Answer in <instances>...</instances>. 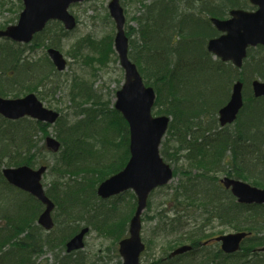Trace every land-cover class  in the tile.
I'll return each instance as SVG.
<instances>
[{
	"label": "trees",
	"instance_id": "16d2710c",
	"mask_svg": "<svg viewBox=\"0 0 264 264\" xmlns=\"http://www.w3.org/2000/svg\"><path fill=\"white\" fill-rule=\"evenodd\" d=\"M4 2L0 0L2 8L7 6ZM139 6L134 17L137 28H128L127 32L129 56L145 83L157 93V114L172 118L162 155L175 164L189 162V169L197 171L194 176L184 172L185 179L169 202L178 206L169 212L181 219L182 212L190 214L194 210L210 220L230 209L252 212L244 223L234 228L251 233L242 250L253 253L257 246L264 245V205L238 204L230 191L221 186L217 174L249 180L264 189V107L251 90L253 79L264 78L257 73L256 66L254 70L245 66L239 71L230 63L214 60L207 49L209 40L219 36L211 18L223 19L233 9L252 10L253 7L249 0H151L148 3L139 0ZM52 27L57 29L61 25L51 23L35 37L31 49L36 43L46 46V42L57 47ZM134 34L137 42L131 38ZM86 44L94 54L84 59L96 72L115 54L112 37L101 41L88 37L72 48L75 57ZM26 48L27 45L0 41V96L18 97L23 91L37 89L38 84L47 87L51 74L45 68L36 72L37 65L24 56ZM43 64L55 72L47 57ZM237 80L245 85V106L235 125L220 129L218 112L229 101ZM92 83L85 77L73 79L69 96L75 104L73 117L76 119L67 123L60 119L54 128L63 147L59 153L52 154L57 158L56 164L48 166L49 172L55 174L47 195L56 206V226L47 234L37 225L44 206L31 195L10 186L1 166L46 164L41 152L48 151L39 143L49 126L28 118L8 121L0 117V225L4 222L0 226V264H37L44 248L65 250L67 241L84 226L113 240L107 261L102 260L101 264H121L117 244L128 236L136 198L128 193L127 209L124 205L125 210L120 211L119 202L113 204L97 196V187L127 164L129 127L119 112L105 105ZM180 173L183 171L177 169L174 176ZM188 241L195 248L202 242L195 238ZM254 253L264 257L263 253ZM100 258L89 260L76 252L66 254L58 264H100ZM175 260H169V251H164L155 264Z\"/></svg>",
	"mask_w": 264,
	"mask_h": 264
},
{
	"label": "water",
	"instance_id": "95a60500",
	"mask_svg": "<svg viewBox=\"0 0 264 264\" xmlns=\"http://www.w3.org/2000/svg\"><path fill=\"white\" fill-rule=\"evenodd\" d=\"M83 1L89 0H24L25 9L18 24L9 27L6 31H0V37L28 43L50 20H60L68 30H72L76 26V21L69 14L68 8ZM250 2L257 7L256 12L234 10L231 12L230 20L212 19V23L223 35L209 42V51L224 62L231 61L238 68L242 67L249 47L264 46V0H250ZM108 8L116 23L115 48L120 65L125 71V83L117 93L115 108L122 113L130 127L131 158L120 173L100 185L98 195L109 198L128 190H133L137 195L138 206L130 223V237L120 242L119 252L123 259L122 264H140V256L145 249L141 239V217L147 207L148 197L153 190L168 184L173 178L172 169L164 164L159 155L161 139L167 130L169 118L152 116L156 94L153 88L144 85L137 66L129 60V44L124 30L126 20L120 0H111ZM49 54L58 70H65L66 62L62 55L56 50H49ZM242 91L243 84L236 83L229 103L219 112L222 126L232 124L236 120L244 104ZM253 92L256 98L264 97V83L255 81ZM0 114L12 120L29 116L51 124L59 117L58 114L44 109L34 95L18 100L0 98ZM46 144L54 152L60 149V143L53 138H47ZM45 172L46 167L33 170L24 166L4 169L3 175L10 184L30 193L46 206L40 216L39 224L46 230H51L54 227L51 213L55 205L45 195L41 183ZM222 184L225 188L231 189L239 203L264 204L262 189L229 178H225ZM88 232L89 229L85 228L69 241L67 251L84 248V238ZM246 237V233H236L219 237L216 241H222L223 251L233 253L240 249ZM190 250L191 247H181L173 253V256ZM260 251L264 252V248Z\"/></svg>",
	"mask_w": 264,
	"mask_h": 264
},
{
	"label": "rangeland",
	"instance_id": "374dc122",
	"mask_svg": "<svg viewBox=\"0 0 264 264\" xmlns=\"http://www.w3.org/2000/svg\"><path fill=\"white\" fill-rule=\"evenodd\" d=\"M5 1L4 3H7V7L5 6L2 8V4L0 5V24L2 25L9 22L11 24L14 19H17L18 13L21 12L18 0ZM109 1L110 0H92L89 3L70 8V12L77 18L78 26L74 31L68 32L67 36H60L62 42L59 44V50L67 59L68 67L62 76H53V81L60 83L62 88L53 85L55 91L59 89V92L49 94L48 89L52 85L50 84L46 87V90H44L45 95H40L43 99V103L48 108L56 111L58 110L59 112L61 111V115H64L69 122H74L76 119L72 116V108L75 106L71 103L68 96L72 79L85 77V79L93 82L92 84H94V87L99 92L105 105L107 104V107L111 108H113V104L116 100V92L121 88L124 81V71L120 67L116 53L110 55L109 63L100 71L96 72L88 66L89 62L84 59L86 55L94 54L90 45H84V48L80 50L76 57L73 54L74 52L71 51L77 43H82L83 40L88 37L96 41H101L103 39L107 40L109 37L114 39L116 28L114 21L109 17V11L107 9ZM146 2H150V0H146ZM121 4L127 18V30L128 28L136 29L137 23L134 17L138 14L140 7L139 0H121ZM51 30L56 33L57 29L51 28ZM131 38L137 42L138 38L135 34L132 35ZM45 54L46 49L41 47H37V50L26 48L24 56L39 60L44 59ZM115 58L117 62H115ZM246 68L250 70L255 68L256 71L258 70L257 73L264 78V51L261 49L251 51ZM21 94L25 95L27 92L23 91ZM260 105L264 107V100L260 101ZM154 113H156V110ZM48 132L53 136L55 134L52 128L48 129ZM44 140L43 135L39 143L40 146L44 143ZM1 148L2 145H0V152ZM43 154L46 165L54 166L56 164V157L42 150L41 155ZM189 164V162L185 163L184 161H179L178 164L172 162L171 165L175 170L177 171L178 169L183 171V173L178 174L166 188L156 190L149 198L148 208L143 214L142 239L147 246V251L143 255L142 264H155V261H158L163 256L164 251L171 252L180 246L189 245L190 242L188 239L191 238H201L203 240V238H219L246 232L238 231L234 228L236 225L244 223L251 215L252 212H248L244 209H230L224 212L219 218H214L213 220H210L208 216L201 215L202 213L194 210L190 211V214L186 213V211L182 212L180 215L181 219L176 218L173 212H169L170 210H176L175 207L178 206L176 205L174 207L175 203L169 205V202L173 198V192L177 190L179 183L185 179L184 172H191L192 176L197 174L195 168L193 170L189 169ZM5 167L6 166H1L2 169ZM217 176L221 180L226 175L225 173H220L217 174ZM54 179L55 174L48 172L43 180L45 187L47 188ZM240 180L252 185V182L249 180H244L242 178H240ZM128 200L129 195L126 194L117 201H115V199L111 201H113V204L119 202L117 207L120 211H124L125 208L127 209L126 205L129 202ZM107 209H111V203L108 204ZM110 217V220H113L112 214H109V218ZM3 224L4 222L1 223V225ZM43 233L47 234L44 230ZM176 241L183 242L175 244ZM220 246H222V241L211 246H202L192 253H187L178 257L175 262H166V264H264V257L261 258L258 255L256 256L254 252H243V245L240 251L233 253L220 250ZM112 247L113 240L111 238L92 230L86 238V246L81 253H83L84 257H89V260H96L97 256H101V264L102 260L103 262L107 261L108 249ZM263 248L264 245H260L255 249L259 250ZM65 255V250L59 248H54V250L44 248L43 254L37 259V264H58ZM158 264H165V262Z\"/></svg>",
	"mask_w": 264,
	"mask_h": 264
},
{
	"label": "flooded vegetation",
	"instance_id": "af4514ba",
	"mask_svg": "<svg viewBox=\"0 0 264 264\" xmlns=\"http://www.w3.org/2000/svg\"><path fill=\"white\" fill-rule=\"evenodd\" d=\"M39 85V84H38ZM38 88V87H37ZM39 89V88H38Z\"/></svg>",
	"mask_w": 264,
	"mask_h": 264
}]
</instances>
